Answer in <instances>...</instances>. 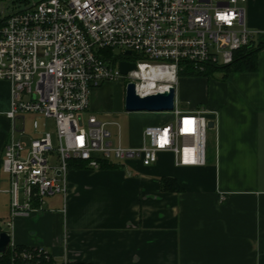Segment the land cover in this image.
<instances>
[{"label": "built area", "instance_id": "obj_1", "mask_svg": "<svg viewBox=\"0 0 264 264\" xmlns=\"http://www.w3.org/2000/svg\"><path fill=\"white\" fill-rule=\"evenodd\" d=\"M1 1L11 9L0 10V81L11 84L0 157L7 182L2 191L9 195L5 227L40 211L49 196H61L65 212L73 162L93 169L129 160L149 166L160 152H170L176 166L206 163L205 110H183L174 100L172 110L160 111L168 120L145 126L141 144L126 147L119 128L114 142L108 123L90 112L91 91L125 77L143 97L175 86L187 67L206 74L208 67L231 63L258 34L246 26V0ZM115 48L121 53L113 58ZM120 61L136 68L122 75ZM146 80L155 86L142 94L137 87ZM16 258L19 264H71L55 262L42 246L16 251Z\"/></svg>", "mask_w": 264, "mask_h": 264}, {"label": "crops", "instance_id": "obj_2", "mask_svg": "<svg viewBox=\"0 0 264 264\" xmlns=\"http://www.w3.org/2000/svg\"><path fill=\"white\" fill-rule=\"evenodd\" d=\"M244 9L248 27L258 31L255 45L264 42V0H246ZM225 79L182 75L174 86L180 109L215 115L204 165L176 166L170 152H160L149 166L129 160L93 169L73 162L65 212L61 196L47 197L40 211L6 227L10 242L42 246L55 262L67 258L71 264H264V48L254 70ZM95 88L89 110L105 115L95 107ZM10 102L11 84L0 81V157ZM141 112L128 142L120 138L123 146H139L145 126L170 118ZM103 121L118 130L117 122ZM162 178L174 179L181 189L163 190ZM5 188L0 172V193L8 196L0 205L2 230L9 221Z\"/></svg>", "mask_w": 264, "mask_h": 264}, {"label": "rangeland", "instance_id": "obj_3", "mask_svg": "<svg viewBox=\"0 0 264 264\" xmlns=\"http://www.w3.org/2000/svg\"><path fill=\"white\" fill-rule=\"evenodd\" d=\"M5 7H6V2L0 0V10H3L4 12L8 10L7 12H10L11 9H5ZM246 26L248 27L247 23H246ZM120 53H121V50L118 48H115L112 52L113 58L119 56ZM231 69L229 70L227 69L210 70L208 71V73L206 72V74H196V75L194 74L188 75L183 72V73H179L178 77L183 75V76H190V77L209 78L212 81H223V80L225 81L226 80L225 78L231 72H234V71H231ZM127 82L128 81L125 77L119 78L118 80H114V81H107V82H104L102 86L96 87L93 91L94 98H95L94 102L96 103L95 107H99L103 109V113L105 112L104 113L105 115H100L99 113L95 112L97 117L101 120L118 123L119 128H120V138H121L122 144L127 143L130 138V134L132 130L131 123L133 122V120H136L140 113L145 114V112H141V111H130L129 112L124 108V92H125V85ZM178 104L180 107H183V106L188 107V105L185 102H182L180 100H178ZM200 108L202 107L200 106ZM157 113H161V112H157ZM163 114H167V113H163ZM28 118H30V116H28ZM27 124L29 128V123ZM107 127L111 132L110 139H112L115 142L116 137L118 135L117 126L112 125L111 123ZM213 136H214V129L208 128L207 130V155L209 154V150L211 147L210 146L211 140L212 141L214 140ZM25 137H28V135H26ZM2 186H6V185L3 184ZM7 197L8 196L6 194L0 193V205H3L6 203V200H8ZM4 229L6 230L7 228L4 227Z\"/></svg>", "mask_w": 264, "mask_h": 264}, {"label": "water", "instance_id": "obj_4", "mask_svg": "<svg viewBox=\"0 0 264 264\" xmlns=\"http://www.w3.org/2000/svg\"><path fill=\"white\" fill-rule=\"evenodd\" d=\"M130 51H126V55H130ZM119 71L122 75L127 74L129 71L136 68L133 62L120 61L118 64ZM175 100V88L170 86L167 91L156 92L154 94H148L146 96H139L135 90L133 82H127L124 92V108L127 111H170L174 107ZM204 117L208 119L207 127H214V113L205 112ZM10 243V235L5 231H0V253L5 252L7 246Z\"/></svg>", "mask_w": 264, "mask_h": 264}, {"label": "trees", "instance_id": "obj_5", "mask_svg": "<svg viewBox=\"0 0 264 264\" xmlns=\"http://www.w3.org/2000/svg\"><path fill=\"white\" fill-rule=\"evenodd\" d=\"M264 48V42L257 43L256 45L249 44L246 46L241 47L237 51H235L233 56V61L227 65L217 66V67H208L207 73L210 70H218V69H231V71H239V70H254L256 68V55L257 52ZM130 59H133V57H130ZM185 74H194L190 67H187L184 71ZM78 165H83L81 162H77ZM111 164L103 162L102 165ZM161 186L163 190H180L181 187L176 183V181L172 178H162L161 179ZM30 246H14L11 248L10 246L7 248V250L0 254V264H19L17 258L12 260V256L14 252L21 251L24 248H28Z\"/></svg>", "mask_w": 264, "mask_h": 264}, {"label": "bare ground", "instance_id": "obj_6", "mask_svg": "<svg viewBox=\"0 0 264 264\" xmlns=\"http://www.w3.org/2000/svg\"><path fill=\"white\" fill-rule=\"evenodd\" d=\"M170 77H171V74H170ZM154 86H155V83L153 82V80H146L142 82L141 85H138L137 90L138 92L142 94L149 93L151 92V88H153ZM163 86H166V85H163Z\"/></svg>", "mask_w": 264, "mask_h": 264}]
</instances>
